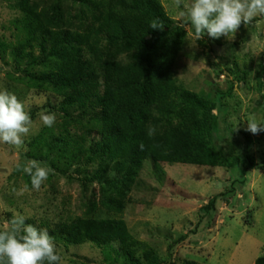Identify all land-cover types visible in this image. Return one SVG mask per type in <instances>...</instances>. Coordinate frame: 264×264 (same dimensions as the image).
<instances>
[{"label": "trees", "instance_id": "obj_1", "mask_svg": "<svg viewBox=\"0 0 264 264\" xmlns=\"http://www.w3.org/2000/svg\"><path fill=\"white\" fill-rule=\"evenodd\" d=\"M42 2L15 0L16 15L7 28L10 40L0 38L5 78L52 95V101L30 108L31 118L47 109L59 119L31 137V151L22 154L25 163L41 161L54 170L52 175L75 178L84 190L93 184L116 185L112 213L124 208L145 160L155 166L240 165L241 170L258 166L264 171V159L257 165L249 155L254 142L248 133H239L241 144L231 141L235 150L223 152L213 144L224 99L232 96L234 82L245 80L244 73L234 70L226 91L212 90L213 97L178 83L174 65L185 31L159 0ZM154 22H162L163 29H152ZM255 86L264 122V57ZM149 128L155 129L151 135ZM259 138L264 140V132ZM23 179L32 187L24 172ZM216 199H209L201 211H213ZM40 228L55 238L57 250L90 243L107 264H171L176 243L168 245L164 261L149 244L134 238L121 218L44 220ZM254 264H264V253Z\"/></svg>", "mask_w": 264, "mask_h": 264}, {"label": "rangeland", "instance_id": "obj_2", "mask_svg": "<svg viewBox=\"0 0 264 264\" xmlns=\"http://www.w3.org/2000/svg\"><path fill=\"white\" fill-rule=\"evenodd\" d=\"M14 1L0 0V38L6 43L11 35L8 25L16 15L12 10ZM159 2L173 23L185 31L184 44L174 65L178 83L213 97L212 90L226 91L236 74L234 70L244 73L245 80L234 82L232 96L224 99L225 110L219 115V129L213 144L223 152L235 150L237 144L231 141L242 143L239 133H248L254 142L249 155L257 165L261 164L264 140L256 139L259 134L246 131V121L254 117L262 122L255 82L264 57V17H256L246 26L242 24L229 38L213 40L205 35L199 39L187 18L180 15L183 9H178L174 0ZM191 2L183 0L186 5ZM115 53L118 58L119 52ZM3 71L0 58V89L14 92L24 101L27 111L52 101L50 93L37 94L9 82ZM38 111L21 147L0 143V227L17 213L38 228L44 220L115 217L123 219L134 238L149 244L164 261L168 245L176 242L171 251V264L184 261L254 264L264 253V171L258 166L247 170H241L240 165L231 169L178 163L155 166L145 160L124 208L114 213L109 206L116 199V185L93 184L84 190L75 178L50 174L39 191L28 187L21 192L26 185L23 171L17 170L25 164L22 154L31 151L29 140L44 126ZM55 122H59L57 117ZM214 196H217L214 210L208 214L201 211ZM7 214L11 215L9 219ZM184 235L186 238L180 241ZM58 252L62 264L81 261L107 264L101 250L90 243L61 246Z\"/></svg>", "mask_w": 264, "mask_h": 264}, {"label": "clouds", "instance_id": "obj_3", "mask_svg": "<svg viewBox=\"0 0 264 264\" xmlns=\"http://www.w3.org/2000/svg\"><path fill=\"white\" fill-rule=\"evenodd\" d=\"M182 17H186L197 38L205 35L211 39L229 38L241 25H249L256 17H264V0H192L190 5L183 0H174ZM152 29H163L162 22H154ZM46 127H52L56 115L50 110L38 113ZM247 122L246 131L253 135L264 132V122L254 117ZM33 120L25 103L14 92L0 89V143L15 146L24 144ZM154 128H149V135ZM143 145H141V148ZM17 170L30 177L33 190L39 191L42 184L54 170L41 161L29 159ZM24 185L21 192L27 191ZM13 191H16L13 189ZM0 264H62L55 238L47 229L26 223L25 216L14 214L0 227Z\"/></svg>", "mask_w": 264, "mask_h": 264}]
</instances>
